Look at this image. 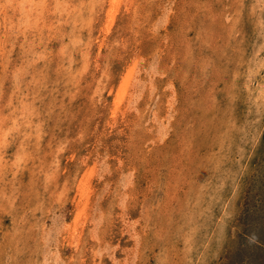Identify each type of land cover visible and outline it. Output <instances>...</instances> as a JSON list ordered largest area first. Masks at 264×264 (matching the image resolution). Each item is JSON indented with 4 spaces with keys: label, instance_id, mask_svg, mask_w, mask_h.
Masks as SVG:
<instances>
[{
    "label": "rangeland",
    "instance_id": "rangeland-1",
    "mask_svg": "<svg viewBox=\"0 0 264 264\" xmlns=\"http://www.w3.org/2000/svg\"><path fill=\"white\" fill-rule=\"evenodd\" d=\"M0 264H264V0H0Z\"/></svg>",
    "mask_w": 264,
    "mask_h": 264
},
{
    "label": "bare ground",
    "instance_id": "bare-ground-1",
    "mask_svg": "<svg viewBox=\"0 0 264 264\" xmlns=\"http://www.w3.org/2000/svg\"><path fill=\"white\" fill-rule=\"evenodd\" d=\"M85 194V193H84Z\"/></svg>",
    "mask_w": 264,
    "mask_h": 264
}]
</instances>
